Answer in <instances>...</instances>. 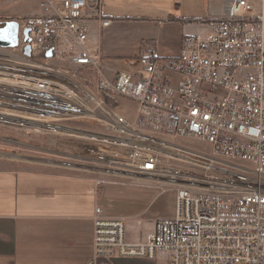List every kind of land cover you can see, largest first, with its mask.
Wrapping results in <instances>:
<instances>
[{
	"label": "built area",
	"instance_id": "1",
	"mask_svg": "<svg viewBox=\"0 0 264 264\" xmlns=\"http://www.w3.org/2000/svg\"><path fill=\"white\" fill-rule=\"evenodd\" d=\"M101 5L41 0L40 16L18 22V45L0 47V129L81 143L49 164L92 175L97 188L122 179L175 190L174 215L143 242L95 208L87 264H264V0H225L223 16L177 57H141L134 72L110 77L92 37L110 24ZM122 101L135 105L132 121Z\"/></svg>",
	"mask_w": 264,
	"mask_h": 264
},
{
	"label": "crops",
	"instance_id": "2",
	"mask_svg": "<svg viewBox=\"0 0 264 264\" xmlns=\"http://www.w3.org/2000/svg\"><path fill=\"white\" fill-rule=\"evenodd\" d=\"M201 1L102 0L101 15L110 24L94 25L92 34L100 64L122 60L136 70L141 57H177L185 39L205 35L224 14L225 0L220 6L204 0V14ZM93 178L0 162V264H87L93 257L95 208L103 210L105 199L120 195L111 179L97 188ZM103 215L123 220L129 229L142 226L138 215L106 210ZM157 221L147 222L141 236L127 241H145Z\"/></svg>",
	"mask_w": 264,
	"mask_h": 264
},
{
	"label": "rangeland",
	"instance_id": "3",
	"mask_svg": "<svg viewBox=\"0 0 264 264\" xmlns=\"http://www.w3.org/2000/svg\"><path fill=\"white\" fill-rule=\"evenodd\" d=\"M144 1L146 4H151V1L153 0ZM222 1L223 0H217L219 6L222 4ZM40 2L41 0H0V28L3 27L8 21L22 22L24 19L40 16L42 13L39 6ZM201 2L202 7L200 11H202V14H204V0ZM186 8L189 10V6H186ZM196 11L198 12V10ZM100 69L104 71L106 76L109 77L112 75V73L116 72L132 73L135 71L133 66L125 63L122 60H113L112 62L106 60L104 63L100 64ZM80 75L93 80L92 75L83 73ZM115 106L121 113L128 115L129 117H132L136 110L135 105L127 101H122L120 104H116ZM132 120L133 119H131V121ZM70 125L75 127H83L85 124L82 125L75 123L74 125ZM91 128L97 130V127ZM1 138H5L7 142L0 141V152L6 153L7 155L0 157V162L29 170L50 169L55 171L71 172L51 167L49 163L50 161L60 159L56 156L71 155L73 151L82 147L81 143L74 141L70 137L55 135L54 133L44 131L39 133H18L0 129V139ZM180 143L189 146L195 144L194 141L190 140H184ZM200 148L206 150L205 147L200 146ZM8 156L16 157L14 158ZM85 176L94 177L92 175L86 174ZM102 180L104 182L108 179ZM111 181H114L116 189H118L121 193L118 191V194L120 195H113L105 199L102 202L103 210L111 211V213L115 215H119L121 212L124 214L127 213L136 216L138 215L135 218L139 217L138 220H140L142 223L141 227L135 225L134 229L126 228L127 240L141 236L144 232L147 222L152 223L156 220L168 219L174 215L175 190L172 187L166 188L161 185L143 182H131L122 179H111ZM145 209V213L142 214V211ZM109 263L165 264V257L159 256L156 260L127 258L117 261L113 260Z\"/></svg>",
	"mask_w": 264,
	"mask_h": 264
},
{
	"label": "water",
	"instance_id": "4",
	"mask_svg": "<svg viewBox=\"0 0 264 264\" xmlns=\"http://www.w3.org/2000/svg\"><path fill=\"white\" fill-rule=\"evenodd\" d=\"M18 30L19 24L16 21H8L0 28V47L2 48H15L18 45ZM30 30L25 29L23 32L24 38L28 40V34ZM24 54H30L29 46H26L24 49ZM46 57H51V52L46 53Z\"/></svg>",
	"mask_w": 264,
	"mask_h": 264
},
{
	"label": "bare ground",
	"instance_id": "5",
	"mask_svg": "<svg viewBox=\"0 0 264 264\" xmlns=\"http://www.w3.org/2000/svg\"><path fill=\"white\" fill-rule=\"evenodd\" d=\"M1 28H2V27H1ZM8 157H14V158H15L16 156H8ZM17 158H19V157H17Z\"/></svg>",
	"mask_w": 264,
	"mask_h": 264
}]
</instances>
